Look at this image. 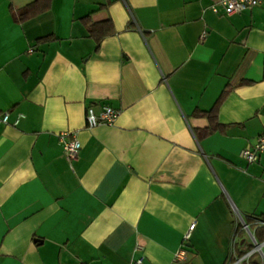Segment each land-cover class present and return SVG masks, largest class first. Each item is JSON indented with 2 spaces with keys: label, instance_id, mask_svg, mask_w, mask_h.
<instances>
[{
  "label": "crops",
  "instance_id": "1",
  "mask_svg": "<svg viewBox=\"0 0 264 264\" xmlns=\"http://www.w3.org/2000/svg\"><path fill=\"white\" fill-rule=\"evenodd\" d=\"M31 1L0 0V264H225L238 215L260 242L264 153L240 151L264 133V0L229 16L217 0H52L15 22ZM87 15L112 21L98 46ZM223 92L205 135L196 112ZM102 106L115 122L88 128ZM62 131L81 143L71 162ZM236 234L237 255L253 248Z\"/></svg>",
  "mask_w": 264,
  "mask_h": 264
},
{
  "label": "built area",
  "instance_id": "2",
  "mask_svg": "<svg viewBox=\"0 0 264 264\" xmlns=\"http://www.w3.org/2000/svg\"><path fill=\"white\" fill-rule=\"evenodd\" d=\"M217 3L221 5L223 14L229 16L246 9H252L253 7L259 5L261 0H217ZM211 8L213 12L218 13L214 6ZM203 37L204 34L201 35V38ZM118 113L119 110L109 106H102L98 113H96L92 107H88L85 112L86 126L88 128H94L99 125H112L115 122ZM22 117L23 115L21 113L17 114L12 124L15 125ZM8 123L9 112H0V124ZM58 138L62 147L63 156L68 162H71L78 155V152L81 148L80 141L75 135H70L68 131H62L59 133ZM262 153H264V133L259 135L253 144L246 146L240 151L241 157H243L248 163L254 162ZM237 219L239 221H236L235 227L233 228L229 239L228 260L225 264H248L251 256L254 253H259L262 259H264V250H262V247H264V241L257 242L252 230L250 229V225L247 224L240 215L237 216ZM251 224L254 227H264V219L253 218ZM193 225V223L189 225L188 231L185 233L184 238L188 237L189 231L192 229ZM238 226L241 227V229H244L253 241V248L241 255H237L235 253L236 233ZM136 249L140 250L141 248L137 246ZM133 263L146 264L143 255H138L133 260Z\"/></svg>",
  "mask_w": 264,
  "mask_h": 264
},
{
  "label": "trees",
  "instance_id": "3",
  "mask_svg": "<svg viewBox=\"0 0 264 264\" xmlns=\"http://www.w3.org/2000/svg\"><path fill=\"white\" fill-rule=\"evenodd\" d=\"M51 1L52 0H32L31 2L27 3L26 5L16 10L11 9V15L15 22L21 23L25 20L33 18L49 10ZM100 6L103 7V4H101ZM83 21L86 25L88 36L94 39L97 46L99 45L100 41L103 38L112 34L114 31L113 24L110 19H106L99 22H93L90 20V15H87L83 18ZM49 38H50L49 36L41 37L38 40H47ZM224 94L225 92L221 94V96L217 99V101L209 111L196 112L198 115L206 117L209 121V126L202 130L205 135H208L220 128V124L217 122V109ZM255 229L256 230L261 229V227H256ZM258 241L260 242L264 241V235H262Z\"/></svg>",
  "mask_w": 264,
  "mask_h": 264
}]
</instances>
